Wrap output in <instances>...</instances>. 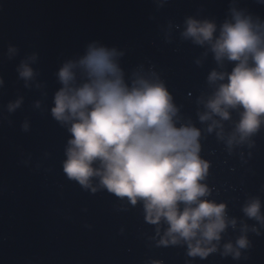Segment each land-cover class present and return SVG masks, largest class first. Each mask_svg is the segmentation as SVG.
Segmentation results:
<instances>
[{"label": "water", "instance_id": "water-1", "mask_svg": "<svg viewBox=\"0 0 264 264\" xmlns=\"http://www.w3.org/2000/svg\"><path fill=\"white\" fill-rule=\"evenodd\" d=\"M231 7L264 19L256 0H0V264H264V225L242 211L259 198L264 214V125L231 149L236 112L223 122L224 138L218 128L207 131L211 121L199 114L215 88L208 76L233 64L221 68L207 45L181 35L187 18L219 25ZM93 41L124 53L126 79L137 71L163 81L180 122L200 129V156L210 165L206 198L225 203L236 221L208 257H190L183 241L159 244L168 225L148 223L142 202L109 193L98 178L86 188L64 173L71 134L51 115L56 73ZM22 61L34 70L28 81L17 71ZM244 234L250 243L238 259L222 255Z\"/></svg>", "mask_w": 264, "mask_h": 264}, {"label": "clouds", "instance_id": "clouds-1", "mask_svg": "<svg viewBox=\"0 0 264 264\" xmlns=\"http://www.w3.org/2000/svg\"><path fill=\"white\" fill-rule=\"evenodd\" d=\"M256 2L264 5V0ZM229 11L230 18L219 25L189 17L181 35L207 45L221 68L225 62L233 64L231 71L210 72L208 81L215 88L199 114L201 122L211 121L208 132L218 128V136L224 138L223 122L237 113L226 141L231 149L264 125V19L242 8ZM16 51L9 47L10 53ZM123 55L93 41L83 55L66 61L56 73L61 87L54 94L51 115L71 134L63 171L86 188L98 178L109 193L126 197L132 205L142 202L148 223L168 225L159 244L183 241L190 257L206 258L217 251L222 233L236 221L227 218L225 203L206 198L210 189L202 181L210 165L200 156L201 131L180 122L179 109L163 81L137 71L126 79L119 63ZM17 71L25 81L34 76L26 61ZM3 83L0 77V86ZM20 103L9 104V111ZM242 211L264 225L259 198L246 202ZM246 231L245 225L242 232ZM249 243L247 235H241L235 246L224 244L222 255L238 259L240 249Z\"/></svg>", "mask_w": 264, "mask_h": 264}]
</instances>
